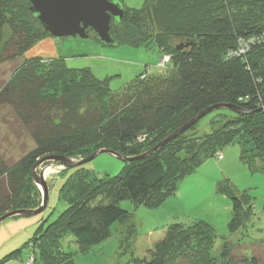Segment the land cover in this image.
Returning a JSON list of instances; mask_svg holds the SVG:
<instances>
[{
	"label": "trees",
	"instance_id": "1",
	"mask_svg": "<svg viewBox=\"0 0 264 264\" xmlns=\"http://www.w3.org/2000/svg\"><path fill=\"white\" fill-rule=\"evenodd\" d=\"M87 33L99 42L91 29ZM109 33L117 44L164 55L160 71L145 68L111 90L109 77L71 68L64 57H31L32 46L50 34L32 17L27 0H0V67L10 71L0 79L2 138L30 142L16 158L0 147V216L39 207L31 169L45 156L83 159L99 149L139 156L210 106L229 104L246 113L217 109L228 112L211 121L210 133L185 131L152 153L123 161L114 176L94 174L83 164L66 167L72 173L59 197L67 207L28 241L36 255L26 264H74L73 254L62 249L65 239L86 251L110 237L115 222L124 231L131 216L121 200L160 207L177 197L184 179H200L195 172L209 158L223 160L224 146L238 144L248 169L264 171V0H144L138 9L124 7ZM180 41L195 43L178 48ZM58 81L60 88L50 92ZM216 190L231 201L227 231L239 237L219 236L201 217L173 220L146 255L131 252L130 264H264V238L241 234L255 214L248 196L225 179ZM127 232L130 238L132 226Z\"/></svg>",
	"mask_w": 264,
	"mask_h": 264
},
{
	"label": "rangeland",
	"instance_id": "2",
	"mask_svg": "<svg viewBox=\"0 0 264 264\" xmlns=\"http://www.w3.org/2000/svg\"><path fill=\"white\" fill-rule=\"evenodd\" d=\"M120 1L126 9H138L144 2V0ZM118 27L119 25L116 28L120 32L121 27ZM7 31H4L5 34ZM28 55L31 57L34 55L64 57L66 64L71 68L87 67L99 79L109 77L111 90H118L145 68L149 73L159 72L157 66L161 65V60L164 57L156 51H147L123 43L116 46H105L97 42L92 34L86 38L49 35L33 45L28 51ZM8 68L9 65L0 67V79L5 78V70L8 71ZM61 84V81L55 82L49 86L48 90L50 92L52 89L56 90L60 88ZM227 112L226 110H215L201 117L189 130L187 129L188 131L186 130L187 135L210 133L215 127L211 121L216 119L219 113ZM1 123L0 147L5 150L7 155L16 158L23 149L22 145L29 146L30 142L24 140L16 143L11 141V137L7 140L2 138L3 125ZM221 154L224 157L223 160L218 161L221 159L220 155L217 157L218 160L215 157L209 158L195 172L197 176L201 174L200 179L192 181L184 179L178 188L177 197L169 199L160 207L135 206L129 199L121 200L119 206L128 211L131 216L124 231L123 227L120 228V223L115 222L111 226L110 237L91 246L88 250L82 251L78 248L71 237L64 240L62 249L73 254L74 264H130L131 252L135 257L146 255L147 249L155 241L161 240L166 225L173 220L174 222L185 221L183 219L195 217H201L209 223L221 237L227 236L232 239L239 237L240 233L230 234L227 231L231 201L226 195L216 190L217 181L222 179L228 180L236 192L245 193L253 204L255 213L253 220L248 223L245 231L241 234L256 239L264 238V171L251 172L248 169L240 159L238 144L224 146L221 149ZM79 158L72 159L77 161L80 160ZM48 162H44L36 170L37 173L42 170L44 174L45 169H52L44 176L48 189L44 210L35 215L12 216L0 223V264H26L30 256L36 255L35 248L27 244L28 241L41 231V229L38 231L39 227H46L67 207V203L59 197V188L72 173V169H67L66 166L59 163ZM123 166V160L107 153L100 154L82 165L84 169L94 174L109 176L118 174ZM36 188L42 201V192L39 186L36 185ZM27 196L31 199L34 194L28 192ZM204 196L206 197L204 198ZM129 225L132 226L133 231L130 238L128 237L129 232H127ZM126 238H129L130 242L128 249H125L127 244L124 240ZM219 245L220 239L218 238L213 246V252L219 250Z\"/></svg>",
	"mask_w": 264,
	"mask_h": 264
},
{
	"label": "water",
	"instance_id": "3",
	"mask_svg": "<svg viewBox=\"0 0 264 264\" xmlns=\"http://www.w3.org/2000/svg\"><path fill=\"white\" fill-rule=\"evenodd\" d=\"M28 9L32 17L38 21L42 29L48 32L53 37H81L88 36L87 29H91L99 42L105 46H116L117 43L109 33L111 21L119 23L124 12L123 4L118 0H27ZM194 41L181 43L178 48L194 45ZM226 108L236 113H246L237 106L229 104H217L210 106L191 119L182 126L170 133L166 138L157 143L153 148L143 155L129 157L109 149H99L91 153L89 156L74 161L71 158L60 155H48L38 160L31 169V177L33 182L39 186L42 192V201L36 209H18L12 210L0 216V223L12 216L16 215H35L40 213L46 207L47 202V184L40 170L37 173V168L44 162L51 161L59 163L66 167H75L87 163L100 154H111L123 161H132L141 158L142 156L156 151L166 143L175 139L178 135L185 132L194 125L201 117L208 113Z\"/></svg>",
	"mask_w": 264,
	"mask_h": 264
},
{
	"label": "bare ground",
	"instance_id": "4",
	"mask_svg": "<svg viewBox=\"0 0 264 264\" xmlns=\"http://www.w3.org/2000/svg\"><path fill=\"white\" fill-rule=\"evenodd\" d=\"M50 170H52V169H49V168L45 169V171H44V176L47 175V173H48Z\"/></svg>",
	"mask_w": 264,
	"mask_h": 264
},
{
	"label": "built area",
	"instance_id": "5",
	"mask_svg": "<svg viewBox=\"0 0 264 264\" xmlns=\"http://www.w3.org/2000/svg\"><path fill=\"white\" fill-rule=\"evenodd\" d=\"M166 59H167V58L164 56L163 59L161 60V65H160V66L163 65V63H164V61H166Z\"/></svg>",
	"mask_w": 264,
	"mask_h": 264
}]
</instances>
